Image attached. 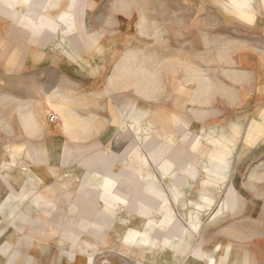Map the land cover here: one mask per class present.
<instances>
[{
  "label": "rangeland",
  "instance_id": "1",
  "mask_svg": "<svg viewBox=\"0 0 264 264\" xmlns=\"http://www.w3.org/2000/svg\"><path fill=\"white\" fill-rule=\"evenodd\" d=\"M85 80L109 115L91 141L25 135ZM263 244L264 0H0V264H264Z\"/></svg>",
  "mask_w": 264,
  "mask_h": 264
},
{
  "label": "crops",
  "instance_id": "2",
  "mask_svg": "<svg viewBox=\"0 0 264 264\" xmlns=\"http://www.w3.org/2000/svg\"><path fill=\"white\" fill-rule=\"evenodd\" d=\"M58 67L63 71L62 74L64 76L70 77L71 73L68 67L62 64H58ZM87 77H89L88 74ZM88 80H90V78ZM88 80H85L83 85L75 81H70L74 85H70V87L65 90L59 89V96L63 104L59 109L54 110L57 119L52 121L47 119L42 123L27 122L26 125H24L25 135H31L32 137L41 139L48 151L52 149L50 147L52 142L60 141V143L65 144H78L91 141L99 133L100 127L103 128L107 126L109 115L107 112L106 116L101 119L97 115L96 106L92 104L90 97H92L93 93H98V89L96 86L92 87L94 84H91ZM104 80L105 84L108 83L107 79ZM75 85L77 89L72 87ZM107 93V90L103 92L104 95ZM26 115L27 120L36 118L31 111H28ZM111 119H113V117ZM204 200V203H206V199ZM200 206L201 205H199V207ZM262 243L263 242H258V244ZM192 252L193 257L201 259L200 253H202V251L200 249H193ZM261 252L263 253L264 250L262 249ZM214 262L212 257H207V263L218 264Z\"/></svg>",
  "mask_w": 264,
  "mask_h": 264
},
{
  "label": "built area",
  "instance_id": "3",
  "mask_svg": "<svg viewBox=\"0 0 264 264\" xmlns=\"http://www.w3.org/2000/svg\"><path fill=\"white\" fill-rule=\"evenodd\" d=\"M54 118L51 117V120H53Z\"/></svg>",
  "mask_w": 264,
  "mask_h": 264
}]
</instances>
